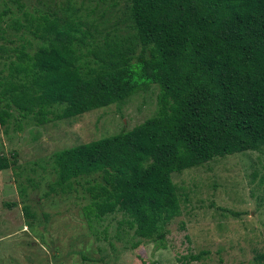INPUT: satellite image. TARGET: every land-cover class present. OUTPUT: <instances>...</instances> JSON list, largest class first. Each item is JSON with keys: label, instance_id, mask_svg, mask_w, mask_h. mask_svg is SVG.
Wrapping results in <instances>:
<instances>
[{"label": "trees", "instance_id": "1", "mask_svg": "<svg viewBox=\"0 0 264 264\" xmlns=\"http://www.w3.org/2000/svg\"><path fill=\"white\" fill-rule=\"evenodd\" d=\"M128 2V44L108 33L98 42L84 22L31 13L20 0L18 15L2 9L0 23L8 20L18 42L2 47L0 125L15 113L35 124L73 117L157 84L153 116L55 151L50 191L97 174L86 212L120 210L134 235L161 242L181 212L173 173L264 147V0ZM7 168H16L15 155L0 156ZM23 212L34 216L27 204Z\"/></svg>", "mask_w": 264, "mask_h": 264}, {"label": "rangeland", "instance_id": "2", "mask_svg": "<svg viewBox=\"0 0 264 264\" xmlns=\"http://www.w3.org/2000/svg\"><path fill=\"white\" fill-rule=\"evenodd\" d=\"M20 1L31 13L84 22L98 42L107 33L126 44L134 38L128 0ZM5 7L19 14L15 0H0V11ZM7 21L0 23V70L2 47L18 42ZM158 92L149 82L121 102L80 115L35 124L15 113L0 125V156L16 158L15 169L0 170V264H264L256 258L264 253V147L173 173L181 212L161 242L134 235L120 210L86 212L87 182L97 174L77 178L69 192L50 191L55 151L142 123L156 113Z\"/></svg>", "mask_w": 264, "mask_h": 264}]
</instances>
